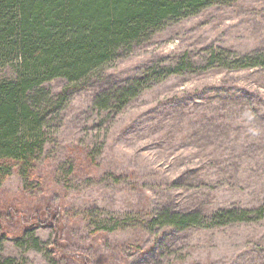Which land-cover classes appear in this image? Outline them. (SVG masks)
Returning <instances> with one entry per match:
<instances>
[{
	"label": "rangeland",
	"instance_id": "obj_1",
	"mask_svg": "<svg viewBox=\"0 0 264 264\" xmlns=\"http://www.w3.org/2000/svg\"><path fill=\"white\" fill-rule=\"evenodd\" d=\"M259 54L264 0H227L168 21L79 83H44L57 103L35 176L0 185V261L79 264L59 244L89 264H264V213L185 229L150 221L264 207V68L236 63ZM154 70L124 105L96 104ZM39 211L45 225L30 218ZM21 220L40 244L16 238Z\"/></svg>",
	"mask_w": 264,
	"mask_h": 264
},
{
	"label": "trees",
	"instance_id": "obj_2",
	"mask_svg": "<svg viewBox=\"0 0 264 264\" xmlns=\"http://www.w3.org/2000/svg\"><path fill=\"white\" fill-rule=\"evenodd\" d=\"M226 1L0 0V67L9 66L12 70L9 75H0V185L13 172L24 181H31L35 176L36 163L44 149L45 111L49 104L57 103L47 99L42 90L44 83L58 78L79 83L111 61L119 51L149 39L168 21L195 15L213 3ZM214 59L217 60V56ZM236 63L245 68H264V54ZM157 71H149L144 77L103 94L96 104L101 107L109 103L124 105L141 91L149 78L157 75ZM49 208L44 209L46 217ZM252 213L260 216L264 207L253 212L223 209L208 220L195 213L164 211L150 221L185 229L204 221L212 224L243 221L250 219L246 217ZM41 214V211L35 212L30 218L45 225L48 217ZM9 216L7 212L1 217ZM52 218L57 235L61 222H56L57 214ZM112 220L114 224L119 222ZM19 226L17 239L27 238L33 244H40L34 237L33 224L23 221ZM6 230L0 224L1 235H6L2 233ZM62 249L57 244L58 255H67L79 264H89L79 254H64ZM0 264L4 263L0 261Z\"/></svg>",
	"mask_w": 264,
	"mask_h": 264
}]
</instances>
